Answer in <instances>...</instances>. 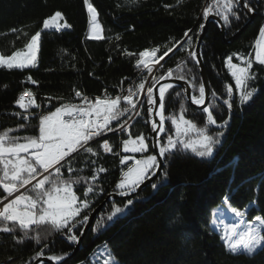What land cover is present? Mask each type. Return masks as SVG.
Returning <instances> with one entry per match:
<instances>
[{"label":"trees","instance_id":"trees-1","mask_svg":"<svg viewBox=\"0 0 264 264\" xmlns=\"http://www.w3.org/2000/svg\"><path fill=\"white\" fill-rule=\"evenodd\" d=\"M89 2L98 13L99 39L89 36V13L84 0H0V54L5 57L22 49L31 36L41 30L43 20L56 11H61L64 20L71 25L66 29L41 32L34 67H0V131L16 129L10 135H38L40 116L25 122L21 114L33 110L25 111L15 103L25 90L50 105L42 115L65 103L76 104V91L92 98L103 93L115 94L119 87L127 86L138 75L139 53L153 48L159 50L160 56L173 48L154 76L181 80L189 86L191 81L196 85L195 89L190 86L192 95L199 96L198 86L202 79L196 60L189 53L195 52L200 25L205 22L203 9L210 3L208 0ZM249 4L254 9L255 19L236 42L226 45L219 28L211 23L201 46L211 93H216L209 102L214 105L211 110L218 124L229 120L224 128L210 126V134L224 133L214 154L200 157L191 150L178 148L175 155L163 160L161 175L153 182L157 188L153 189L152 183L132 198L134 203L130 210L112 220L107 217L113 204L123 207L127 201L107 203L84 238L80 252L65 264H83L103 245L108 246L121 264H264V250L251 257L234 255L226 250L220 235L209 228L211 211L222 205L226 194L231 195L232 206L247 209L246 220L264 215V65L255 62L253 47L259 29L264 26V0H249ZM237 11L239 19L230 17L227 25L220 17L210 14L221 19L227 39L236 35L250 19L242 8ZM185 32H188L187 36ZM233 54L253 60L251 72L255 79L249 81V87L258 91L243 105L226 63L229 56L233 63H241ZM169 69L173 70L171 77L167 76ZM180 76L185 79H179ZM226 85L233 86L231 111L223 103L229 99ZM164 103L165 117H178L183 105L187 119L198 126L205 124L207 114L190 107L181 88L168 89ZM145 117H151L149 111ZM21 125L25 127L20 128ZM165 128L174 132L168 119ZM141 133L149 135L150 128L135 126L133 135ZM162 137L166 139V134ZM100 145L90 146L98 155L84 152L74 155L71 160L73 172L67 171V165L61 169L65 178H85L74 186L81 198L89 184L94 188L87 197L89 208L83 209L75 218L72 232L68 233L67 229L57 232L47 224L33 225L29 237L39 234L41 240L37 243L35 239L25 238L18 228L15 232L0 231V264H34L39 258L74 252L77 242L69 240L68 236L80 237L88 221H83V217L89 218L109 195L120 194L116 184L121 180L122 172L127 170L121 164V158L105 154ZM152 154L150 140L148 153L136 159ZM100 167L106 171L99 172L98 178L92 181L90 178ZM5 195L0 188V197ZM41 250L43 256L37 258L36 254Z\"/></svg>","mask_w":264,"mask_h":264},{"label":"snow or ice","instance_id":"snow-or-ice-1","mask_svg":"<svg viewBox=\"0 0 264 264\" xmlns=\"http://www.w3.org/2000/svg\"><path fill=\"white\" fill-rule=\"evenodd\" d=\"M84 4L87 6L89 24L95 34L94 38L99 39L101 37L98 30L101 26L97 21V10L89 0H84ZM241 8L246 9L247 13L254 11L250 7L249 0H212L211 3L204 7L203 18L207 20L210 14H214L220 17L224 24L227 25L230 23V17L239 19L237 9ZM60 20H64L61 11H56L53 15L45 18L41 30L32 35L29 42L22 49L13 52L7 57L0 54V67L23 69L34 66L37 60L41 32L43 30H59L71 27L66 20H64L63 24L59 23ZM200 28L203 29L204 25L201 24ZM12 31L15 32L17 30L12 29ZM188 31H191V29ZM184 35L187 36L188 32H185ZM253 47L256 49L255 62L264 65V26L259 29L258 37ZM157 51V48H153L150 51H141L136 62L137 67L142 65L151 74L152 68L149 67V63L144 58L149 56L155 58ZM172 51L173 48H168L163 55L155 59V63L158 64L160 60H163ZM129 54L131 55V53ZM189 55L193 60H196V63H199L194 51L190 52ZM233 55H237V59L241 63H233L232 56L227 58L226 63L231 76L234 78L239 102L243 105L250 101L258 91L254 87H249V81L255 79V74L251 72L253 60L238 54ZM172 71V69H169L168 77H171ZM28 79L33 84L36 83L31 77H28ZM164 79L165 76L159 78L152 76L153 83L146 90L149 115L151 116L153 110L156 109V114L160 117L159 121L152 120L151 122V130L157 134L154 147L158 148V153L147 155L142 159H135L134 156L127 155L121 157L120 162L127 167V170L122 172V178L116 184V188L120 190V194L123 196L130 197L145 179H150L156 175V172L161 169V161L175 155L178 148L191 150L200 157H211L224 133L210 134V126L216 125L224 128L229 123V120H224L218 124L211 110L214 105L205 103L206 87L203 82L198 86L199 96H191V102L195 105L203 106L202 111L207 114L203 126H198L197 123L185 117L183 105H181L178 117L175 115L165 117V93L168 89L173 88L174 85L171 83L161 84L157 89L158 97L154 96V88L160 83V80ZM179 79H185V77L180 76ZM189 84L194 89L196 88L193 82L189 81ZM144 89L145 83L141 82L135 86V89L129 88L128 94L125 96L118 95L115 98L110 96L101 98L98 96L94 100L83 97L80 105L62 104L54 111L39 117L38 135H10V133L17 131L16 129L0 131V188L7 194L0 197V231L15 232L18 228L24 233L25 238L35 239L37 243H40L41 240L39 234L29 237V231L33 225L47 224L54 231L59 232L67 229L68 233H71L72 228L75 227L73 223L75 218L80 216L83 209L89 208L87 197L89 193L94 192V188L89 184L83 192L84 198H81L74 191V186L80 184L85 178L71 176L65 178L61 169L67 165L69 173L74 171L71 167V160L74 158V154L78 156L81 152H84L92 156L98 155L96 151L88 146L89 142L106 132L114 131L110 127L113 121H119L129 111H136L137 104H142L143 102L134 100L133 97L143 93ZM226 93L229 99H225L223 103L231 111L232 85H226ZM75 95L76 97H82V93L79 91H76ZM211 95L215 97L216 93L212 92ZM26 97L28 98L27 100L25 99ZM122 101L129 107L121 108ZM15 103L25 111L30 107H40L36 103L34 93L30 90H25L21 93ZM137 115H139V112H137ZM24 118L27 119L28 117ZM166 119L171 121L174 132L170 133L169 129L165 128ZM24 127V125L20 126V128ZM118 127L121 131H125L127 121L123 124H118ZM161 133L166 134V139L160 136ZM146 139L143 133L135 138H132L129 133V138L122 141V151L125 153L147 152L148 144ZM100 146L106 153L113 151L112 145L107 139H104ZM129 160L133 161L130 166L127 163ZM91 163H95V161H91ZM105 171L106 169L103 167L96 169V174L90 179L95 181L98 178V173ZM163 175L166 179L167 173L164 172ZM151 186L153 189L157 188L155 183ZM21 189H24V191H21ZM14 193L19 194L9 199V197H13ZM231 201V195L226 194L223 197L222 207L217 208L213 212V227L220 232V239L228 252L234 255L246 254L249 257L254 256L258 251L264 250V215H256L251 220H246L247 209L240 210L232 206ZM133 203V199L129 198L123 207L113 204V210L107 217L108 220H112L126 210H130V206ZM224 211L231 213L235 219L231 222H225L222 219ZM87 220L88 216L85 215L83 221ZM68 239L73 242H79V237L74 234L69 235ZM104 251L107 254L104 264H118L106 247ZM68 255L70 253L54 255L48 257V259L59 262ZM36 256L37 258L43 256V250L37 253Z\"/></svg>","mask_w":264,"mask_h":264},{"label":"built area","instance_id":"built-area-1","mask_svg":"<svg viewBox=\"0 0 264 264\" xmlns=\"http://www.w3.org/2000/svg\"><path fill=\"white\" fill-rule=\"evenodd\" d=\"M159 56L160 55H159V50H158L157 53H156V57L155 58H153L151 56L144 58L145 61L149 63V67L152 68V73L151 74H149L147 69H144L143 66L141 65L139 67L140 71H139L138 75L129 84H127V86L119 87L115 91V94L103 93L101 96H99L101 98H104L105 96H110L112 98H115L118 95L119 96H125V95L128 94V89L129 88H134L135 89V86H137L141 82L145 83L144 92L139 94L136 97H133L134 100H139V101L143 102L142 104H137L136 111H129L124 116H122L119 121H113L112 124L110 125V127H112L114 129V131L106 132L102 136L96 137L93 141L89 142L88 146H91L92 144H95V143L102 144L103 140L107 139L109 141V143L112 145L113 151H116L115 153L113 151L111 153H106L105 152V154H107V155H115L118 158H121L122 156L127 155V156H134V158L136 159V158L143 157L144 155H146L148 153V151H149V141L150 140L152 141L151 132H150L149 135L144 134V136L147 138L146 139V143L148 144V150H147V152H144V153H140V152H137V153H125V152H123L122 151V147H123L122 141L129 138V133L131 134L132 138L136 137V136L133 135V130H134L135 126L140 125L141 127H144V128H150L151 127V122L153 120V116L151 115V117L149 119H147L145 117L146 111H149V105L147 103V97H146V90L151 85H147V79H145V78H147L148 75H155L156 76V74L162 68V65L164 64L165 60L167 59V56L164 57L163 60H160V62L157 64V63H155V59L158 58ZM165 79H167V78L165 77ZM161 81L162 80H160V82ZM83 97H88V96H85L83 94H82V97H76L75 96L76 105H80L81 104V100H82ZM88 98L94 100L96 97H94V98L88 97ZM25 99L27 100L28 98L26 97ZM35 99H36V103L38 105H40V107L39 108L30 107L28 110H33V112L30 111V113L21 114L23 118L26 117V116L28 117L27 119L24 118L25 122H28L29 119L32 118V117L41 116L44 111L50 109V105L46 104V100H42L40 102L37 99L36 96H35ZM120 107L123 108V107H129V106L126 105V103L122 101ZM137 112H139V115H137ZM152 114H153V112H152ZM129 117H131V119H129ZM125 121H127V128H126L125 131H121L119 129V127H118V124H123ZM102 150H103V148H102ZM127 163H133V161L129 160ZM21 191H24V189H21ZM18 194L19 193H14L13 197H9V199L14 198V196L18 195ZM5 202H7V201H5Z\"/></svg>","mask_w":264,"mask_h":264},{"label":"water","instance_id":"water-1","mask_svg":"<svg viewBox=\"0 0 264 264\" xmlns=\"http://www.w3.org/2000/svg\"><path fill=\"white\" fill-rule=\"evenodd\" d=\"M245 11V13L249 16V21L248 23L236 34L234 35L232 38L227 39L226 35H225V28H224V24L222 23L221 19H219L218 17L214 16V15H210L209 18L207 20H205L204 22V28L201 29L200 33H199V37L196 43V47H195V53H196V59L199 61V63H196L202 82L205 84L206 87V98H205V103L209 104L210 99H211V89H210V85H209V81H208V77L206 74V70H205V66L202 60V55H201V46L203 43V40L205 39L207 33H208V29H209V25L211 23L216 24V26L219 28L221 36L224 40V43L226 45H231L234 42H236L239 37L243 34V32L248 28V26L254 21L255 19V15L251 12V13H247L246 9H243ZM164 83H171L174 85V87H179L183 90L184 92V96L189 104L190 107L196 109V110H202L203 106H198L195 105L191 102V96H192V90L190 88V86L181 80H176V79H172V78H167L165 80H162L159 84L156 85V88H154V96L158 97V92L157 89L159 88V86L161 84ZM153 120L159 121L160 117L156 114V109L153 110ZM150 132H151V136H152V150H153V154H157L158 153V148L154 147V145L156 144V133H153L150 127ZM164 133H161L160 136L162 137ZM159 156H158V160H159ZM163 165H164V161H161V169L158 170L156 172V175L152 176L150 179L145 180L139 188L136 189V191L134 193H132V195L129 196H123L121 194H111L109 195L105 201L99 206L97 207L90 215V217L88 218L87 224L84 227V230L82 231L80 237H79V242L76 243L75 246V250L74 252L68 256L67 258H64L63 260L57 262V261H52L48 258H39L37 259L34 264H41V262H43V264H65L66 262H68L69 260H71L74 256H76L80 250H81V246L82 243L84 241V238L86 237L87 233L89 232V230L91 229V227L93 226L97 216L99 215V213L101 212V210L103 209V207L110 202H114V201H127L129 198H134L137 195L141 194L147 187H149L160 175L163 169Z\"/></svg>","mask_w":264,"mask_h":264},{"label":"rangeland","instance_id":"rangeland-1","mask_svg":"<svg viewBox=\"0 0 264 264\" xmlns=\"http://www.w3.org/2000/svg\"><path fill=\"white\" fill-rule=\"evenodd\" d=\"M208 2H212V0H208ZM59 23H61V24H63L64 22H63V20H60L59 21ZM64 29H66V28H64ZM54 30H56V29H50V30H43V31H54ZM98 32H99V36H100V29L98 30ZM89 36H90V38H92V39H97V38H94V36H95V34L93 33V30H92V28H91V26H90V33H89ZM39 50V49H38ZM255 52H256V49H255ZM168 57V56H167ZM37 59H38V52H37ZM166 61V60H165ZM36 63H37V60H36V62H35V65H36ZM34 65V66H35ZM34 66H29V67H26V68H31V67H34ZM241 66H243V65H241ZM219 207H222V205H219V206H217V207H215L212 211H211V214H210V218H209V228H210V230H212V231H214V232H216V233H218L219 235H220V232L216 229V228H214L213 227V223H212V221H213V219H214V217H213V212H214V210H216L217 208H219ZM222 219L225 221V222H231V221H233L234 219H235V217H233L232 216V214L231 213H229V212H227V211H224L223 212V216H222ZM105 247L107 248V250L108 251H110L111 252V250L108 248V246H106V245H103V246H100V247H98L92 254H91V256L89 257V259L86 261V262H84L83 264H104V260L107 258V254L105 253ZM112 253V252H111ZM112 255H113V253H112ZM114 256V255H113ZM114 258H115V260L118 262V264H121V262L114 256Z\"/></svg>","mask_w":264,"mask_h":264},{"label":"bare ground","instance_id":"bare-ground-1","mask_svg":"<svg viewBox=\"0 0 264 264\" xmlns=\"http://www.w3.org/2000/svg\"><path fill=\"white\" fill-rule=\"evenodd\" d=\"M211 3V2H210ZM152 76L154 75H148L147 76V85H151V82H152Z\"/></svg>","mask_w":264,"mask_h":264}]
</instances>
